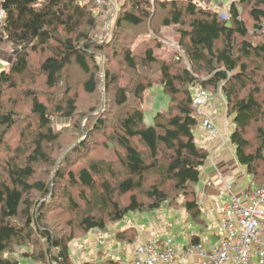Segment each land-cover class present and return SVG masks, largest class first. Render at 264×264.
Returning <instances> with one entry per match:
<instances>
[{
  "label": "trees",
  "instance_id": "1",
  "mask_svg": "<svg viewBox=\"0 0 264 264\" xmlns=\"http://www.w3.org/2000/svg\"><path fill=\"white\" fill-rule=\"evenodd\" d=\"M152 3L162 12L154 44L135 53L127 42L133 36L126 37L123 24L132 29L149 17L154 20ZM1 4L6 37L18 51L9 70L0 67V264L25 259L68 264L75 230H105L130 212L183 207L198 217L197 184L209 152L196 140L197 88L221 91L233 118L236 157L255 183L264 185V40L258 37L264 34V0L233 1L229 16L196 0H122L116 36L124 43L114 52L125 64L120 73L109 66L103 70L97 60L109 46L95 39L99 7L92 0ZM168 27L178 36L170 59L157 55ZM73 69L82 74L75 85L87 94L100 93L103 82L114 104L125 107L115 125L111 122L112 132L105 130L110 126L105 113H90L84 125L78 122L82 132L105 134L112 159L89 156L95 148L86 142L63 161L53 159L51 146L60 134L52 126L50 106L33 85L43 77L45 90L54 92ZM155 85L169 103L148 125L144 93ZM71 87L64 98L51 96L50 102L56 101V114L72 119L79 113ZM251 127L254 140L247 137ZM84 151L86 163L75 167L76 155ZM41 170L44 175L38 177ZM63 216L69 235L61 227ZM119 236L125 239V231Z\"/></svg>",
  "mask_w": 264,
  "mask_h": 264
},
{
  "label": "crops",
  "instance_id": "2",
  "mask_svg": "<svg viewBox=\"0 0 264 264\" xmlns=\"http://www.w3.org/2000/svg\"><path fill=\"white\" fill-rule=\"evenodd\" d=\"M12 46L11 50H15L16 46ZM14 56L16 57L15 54ZM219 109L216 108L212 113H199L200 123L195 131L198 144L209 152L208 160L201 168L200 182L197 184L200 209L198 217L195 218L183 207L164 206L150 212H130L117 223L118 227L111 229L109 233L106 230L108 228L101 230L100 234L97 233L99 229L92 230L90 236L82 241L85 253H78V256L74 250L71 253L68 251V264H122L132 259L139 244L156 240L162 247L168 237L173 238L180 264H200L196 257L182 255L186 244L193 240L203 241L207 246L218 242L219 237L214 232V226L219 220L220 206L231 194L244 196L259 186L236 157L235 147L231 142L234 131L232 116L226 109ZM206 119H210L215 125V136L204 128L203 121ZM246 179H249L251 184L244 188L242 186ZM253 185L255 188H252ZM123 231L125 239L119 236ZM29 262L31 260L25 259L21 264Z\"/></svg>",
  "mask_w": 264,
  "mask_h": 264
},
{
  "label": "rangeland",
  "instance_id": "3",
  "mask_svg": "<svg viewBox=\"0 0 264 264\" xmlns=\"http://www.w3.org/2000/svg\"><path fill=\"white\" fill-rule=\"evenodd\" d=\"M154 1V0H153ZM202 5L204 8H209L213 9L216 11H219L222 13L223 16H229V9H230V4L233 1H238V0H196ZM117 4L115 7L117 8L116 12L114 9L111 7L108 8V10H103V9H95L97 11V27L94 31L95 39L103 44H106L109 46V48L106 51L105 56H97V60L99 64L101 65L102 69L105 70L108 66L115 71L116 73H120V69L125 66V64L121 63V58L120 57H115L114 52L116 51V48L118 49L121 45V38L120 35L116 36L117 27L116 23L119 18L120 14V5L122 3V0H117ZM154 3V2H153ZM152 3L151 6V11L152 14L155 12L156 14H153L154 20H152L151 17L148 18L143 24L131 28H127V25L124 23L125 30V35L130 38V36H133V39L127 40L129 44H132V50L135 53H142L145 47L147 46L146 43L149 44H154V36L153 34L156 32V23L159 18V16L162 14V12L158 11L156 12L157 7H154V4ZM243 15L244 17L250 22V19L248 17L246 9H243ZM115 12V13H114ZM251 24V22H250ZM126 25V26H125ZM158 26V25H157ZM129 30V31H128ZM252 30V27H251ZM175 30L173 27H168L164 28L162 35L165 34L161 39H164L165 41L163 42V48L160 50H157V55L159 57H167L171 58L175 48H178L177 46V39L178 36L175 35ZM261 39L264 40V34L263 32L258 33ZM127 37V38H128ZM257 37H254L256 39ZM159 40V39H158ZM132 42V43H131ZM124 43V42H122ZM12 44L7 41L6 34L5 36L0 37V67L2 69H10L12 64L15 62L16 57L14 54L16 53L17 50H11ZM14 52V54H13ZM156 67V66H155ZM71 71V76L66 77L62 82V85L59 86V88L56 89V91L50 92V90H45L46 88L43 87V77H38V81L36 82L37 84L33 85V89H36L39 91L40 94V99L41 101H44L47 105L50 106V115L52 116V126L53 128L59 132L60 137L59 141L54 143L51 146L52 149V156L53 159H57L59 161H63L64 157H67L68 154L71 152V150L74 147H77L81 142H86L89 145H93L94 151L93 153L90 152L89 156H103V157H108L109 159H112L114 157V151L113 149H107L104 147L106 137L105 134L100 132V133H92V132H82V130L78 129V122L82 125L88 120V114L90 113H105L106 118L109 117V127H107L105 130L108 132H112V124L115 125L116 123V117L120 115V113H125V107H119L114 104L113 98L111 92H107L105 89V84L103 82L100 83L99 85V92L96 95H89L87 94L84 89L82 88V85L78 83V85H75L77 82H79L80 77L82 78V74L80 71L73 69ZM76 71V72H75ZM122 72V71H121ZM129 73H127L128 75ZM125 75L123 74L122 77V83L125 84ZM69 83H72V92H70V95L74 96L75 101L77 103V112L79 113V116H75V118H67L65 116L56 114V111L54 110V105L56 101L62 99L65 97V89L69 85ZM75 85V86H74ZM200 90V88H197L195 91ZM207 92V101L200 106H197L198 108V113H212L213 111H216V108H223L226 109L228 113V107L226 103L225 97L222 95L221 91L218 90V92H212L209 90H205ZM113 93V91H112ZM221 93L220 95H218ZM51 96L55 99V102H50ZM169 103V97L164 93L163 88L159 86H154L151 89H147L144 93V102H143V107L145 108V122L147 124H153L154 123V116L157 112L166 110L168 107ZM94 106H98L99 109L94 112L92 108ZM207 108V110L204 112V109ZM219 109V110H220ZM104 111V112H103ZM103 117V116H102ZM110 117L112 118L110 120ZM80 118L82 120H80ZM87 119V120H86ZM207 120V119H206ZM203 121V126L205 129H207L204 125L205 121ZM210 121V119H208ZM112 122V124H111ZM212 122V121H210ZM211 134L212 132L207 129ZM254 127H251L248 129L247 137L251 140H254ZM216 133V132H215ZM215 133L212 134L215 136ZM92 136V137H90ZM87 151V150H86ZM84 151L82 152L83 154L76 155V163L75 167H79L82 164L86 163L87 158L89 157L87 155V152ZM45 169V168H43ZM74 169V166L73 168ZM41 175H44V171L41 170L38 172L37 176L40 177ZM251 184V181L249 179L245 180V183L243 184L242 187H247ZM252 188H255L253 185ZM64 217L61 220V227L64 228L63 231L64 233H67V235L70 234V228L64 227L65 223L62 224V221L64 220ZM125 218V217H124ZM65 222V221H63ZM119 222V221H118ZM118 222H112L109 223L107 232H111V229L114 230L115 227H118L117 223ZM95 231V230H94ZM93 231V232H94ZM97 232L98 234L102 233ZM92 231H89L88 233H84L83 231L80 230H75L74 231V238L72 241L69 242V248H70V253L74 250L76 254L78 255L81 254L83 255L85 253L84 251V245L82 244V241L90 236V233ZM120 234V233H119ZM74 245H76L74 247ZM74 247V249H73ZM18 251L22 252L23 250L20 248H17ZM75 254V253H74ZM75 254V255H76ZM72 257V254H70ZM79 256V255H78ZM73 259V257H72ZM23 261V260H22ZM32 261V260H31ZM52 264V263H51Z\"/></svg>",
  "mask_w": 264,
  "mask_h": 264
},
{
  "label": "built area",
  "instance_id": "4",
  "mask_svg": "<svg viewBox=\"0 0 264 264\" xmlns=\"http://www.w3.org/2000/svg\"><path fill=\"white\" fill-rule=\"evenodd\" d=\"M100 9L117 10V0H92ZM114 6V7H113ZM114 12V13H115ZM7 13L0 0V37L5 36ZM196 106L207 101V92L200 89L193 96ZM205 127L212 134L215 125L206 120ZM219 239L207 246L193 240L186 244L182 255L196 257L200 264H264V185L248 191L244 196L231 194L219 208V220L214 226ZM173 238L168 237L160 247L156 240L139 244L132 259L122 264H180ZM28 264H44L31 261Z\"/></svg>",
  "mask_w": 264,
  "mask_h": 264
},
{
  "label": "water",
  "instance_id": "5",
  "mask_svg": "<svg viewBox=\"0 0 264 264\" xmlns=\"http://www.w3.org/2000/svg\"><path fill=\"white\" fill-rule=\"evenodd\" d=\"M17 51H18V50H17ZM17 51H16V52H17Z\"/></svg>",
  "mask_w": 264,
  "mask_h": 264
}]
</instances>
